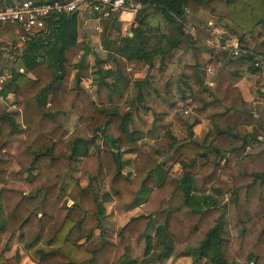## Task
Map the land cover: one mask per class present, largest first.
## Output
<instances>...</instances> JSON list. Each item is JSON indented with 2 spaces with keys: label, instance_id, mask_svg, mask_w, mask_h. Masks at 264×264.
Returning a JSON list of instances; mask_svg holds the SVG:
<instances>
[{
  "label": "trees",
  "instance_id": "obj_1",
  "mask_svg": "<svg viewBox=\"0 0 264 264\" xmlns=\"http://www.w3.org/2000/svg\"><path fill=\"white\" fill-rule=\"evenodd\" d=\"M138 1L142 8L134 14L126 35L120 33L117 15L100 20V47L107 56L95 58L96 86L117 92L118 84L124 82L119 72L113 77L105 67L109 60L117 57L151 67L159 56L162 71L165 57L183 43L193 64L182 66L177 82L188 91L195 88L190 102H204L208 97L221 106L213 111L212 120L257 125L264 135V106L244 102L234 86L240 78V65L246 64L252 72L261 70L253 62L256 55H264V46L258 52L243 45L244 53L234 58L226 57L222 48L233 35L240 34L241 39L255 29L264 30V0ZM149 11L159 13L170 30L153 28ZM198 11L214 17L218 28L225 31L196 27V34L217 48L206 49L211 55L208 59L183 29L184 15ZM14 28L10 23L1 25L0 35ZM77 38L76 12L47 17L43 30L22 47L23 70L11 73L1 91L4 96L13 95L15 108L0 104V260L16 236L25 249L44 244L37 250L35 264H163L179 254H190L192 263L264 264V146L246 151V137L226 131L202 144L177 140L166 131L168 148L177 152L175 160L181 168L178 177L169 175L168 167L156 159V151L152 154L141 148L139 132L129 127L128 107L121 112L115 106H97L80 87L78 72L73 75V85L65 89L66 52L77 45ZM6 49L1 42L0 56ZM82 50L80 61L89 52L88 45L83 43ZM206 66L214 73L211 85L204 83ZM109 76L113 83H107ZM159 79L168 93L166 76L162 73ZM145 84V79L133 81L136 104L143 102ZM175 92L180 101L186 98L178 85ZM76 102L81 104V114L67 132L58 116ZM15 115L20 116L21 127ZM96 135L101 143L94 153H88L87 144ZM207 149L215 151L213 160L208 159ZM122 152L132 155L131 171L122 169ZM78 171L86 175V184L81 186L75 179L65 191L59 185L60 176ZM106 193L114 209L139 205L142 212L129 217L113 241L102 238L96 248L86 249L83 242L70 239L71 232L83 231L85 240L96 230L101 234ZM222 194L230 197L220 205L213 195ZM74 207L80 211L76 220L70 218ZM162 212H166L164 222L156 225L153 219ZM139 240L143 251L137 259L129 250ZM151 240L158 246L155 255H147ZM13 259L17 264L18 257ZM7 261L2 259L0 264Z\"/></svg>",
  "mask_w": 264,
  "mask_h": 264
},
{
  "label": "rangeland",
  "instance_id": "obj_2",
  "mask_svg": "<svg viewBox=\"0 0 264 264\" xmlns=\"http://www.w3.org/2000/svg\"><path fill=\"white\" fill-rule=\"evenodd\" d=\"M148 21L150 25H152L153 28L155 29L159 28V30H162V31L170 30L169 24H167V22L164 21L163 17L155 11L148 12ZM101 23L102 21L99 22L97 31L101 30ZM187 24H194V21L193 20H183V29L185 31H186ZM196 25L201 26L200 24H196ZM128 27L124 31L120 30V33L122 35H126V33L129 30ZM237 37H239V35ZM194 42H195V46H200L203 49H205L204 47L206 46H203L204 42H198V40ZM239 42L241 46L246 44L249 48L254 49V51L260 52L264 46V30H262L261 28L255 29L254 31L250 33V35L247 36V38L245 39L243 43L241 41ZM13 44L14 42L9 41L8 45L10 46V48L7 47L9 52L5 50L4 53H2V55L0 56V73H3L4 71L13 73L14 71L18 69V67H21V62L19 59V55H17L16 49L13 51V48H14L12 47ZM81 44L82 43L77 44L75 47L71 48L70 50L66 52L67 63L65 66V76H64L65 89H68L73 85V75L75 71H77L79 74L82 75L83 78L90 79V81H86V84H89V83L94 84L93 85L94 88L90 92L87 91V93H89V96L91 97V99L94 101V103L97 106H103V107L115 106L121 112L126 110L128 107V110L130 111V116H131L129 127L131 130H136L139 132L138 136L140 139L142 138L139 141L141 148L144 151H147L152 154L153 152L156 151L157 154H154V155H157L156 159L159 161H162L164 168L168 167L169 175L173 177H177L179 175V168L177 165L176 166L173 165V163L175 162L176 155L174 154V152H170V149L168 148L169 140H168L166 131H168L170 134L172 133L178 139H181L184 136L190 138V133H191L190 128H191V125H193V123L197 120L195 115L196 113H198V111L196 112V109H197L196 107H198L197 104H196V107L186 108V106H182L183 104L176 105V102H173V98H169V97H172L176 93L174 91L177 85L180 87V82H177L180 71L178 72L177 68L174 67V65L179 64L181 66L183 64L182 61L186 62L185 58H183L184 55H182V58H179V60L175 56H172V54H170V56L168 55L164 59L165 61L163 62V68L161 72H163L164 70L165 72L163 74L166 77L168 76L165 86L169 93H165L162 90L163 88L162 81L160 82V79L158 78V76H160L159 75L160 69L158 66H155V64L157 63L158 65L159 56H156L153 59V62H152L153 65L148 70V74H146L144 70H142L145 67L141 65L140 63H126V62L123 63V61L118 60L117 65L124 72L123 73L124 82H121L118 84L117 87L119 91L112 92L110 89H108V87L104 85H99L98 88H96L95 80L97 79L98 75L95 73V69H96V67L94 66L95 59L92 62L93 64L92 75L94 76H92L91 78V75H90V78H89L88 70L86 68L89 66V64H87L86 59L84 57L81 61H80V58H77V55L79 54L78 49L81 48ZM183 45L184 44L182 43L181 47H183ZM6 54H8V56L4 57L3 55H6ZM188 55L190 56L189 51H188ZM168 58H171V59L168 60ZM78 62L80 64H77ZM169 64L170 65L172 64L173 66H170ZM135 72H139L140 77H143V75H146L145 79L149 85V86L144 85L141 90L143 100H144L143 106L145 108L143 107V109L141 108L138 109V112L136 113V115H138L136 118L138 121H136L133 118L134 107H136L137 105L135 102L137 90L133 86V81H137L138 79H134L133 78L134 76L132 74ZM106 81L108 83V78L106 79ZM194 92H195V89L192 88L189 96L192 97ZM161 98H163L164 100L166 99L165 101H168V102L170 101L172 105L175 104L172 107L174 108V110L171 112H168V110L162 108L159 105V102H161L160 101ZM138 105H141V104L139 103ZM184 110H186V112H184ZM80 114H81V104L76 102L73 104L72 109L70 111L66 112L65 114L61 116H58V120L63 125V128L70 131L77 124V117ZM150 115L154 116L151 121H150ZM94 137L99 138V140L101 139L100 136L98 135ZM99 143L100 142L98 141L97 144ZM122 157L124 160L126 158L128 159L126 160V162L130 161L128 155L127 156L124 155ZM129 167H130L129 165H125L123 167V171L124 172L129 171ZM80 173L81 174H72L73 177L71 176V178L69 177L70 175L68 176V174L60 176L59 183L64 188L65 191H68L70 189L75 179L78 180L81 186L85 185L86 175L81 171ZM26 191L29 192L31 190L27 189ZM227 201H224L223 203L222 202L221 203L226 204ZM221 203L219 202L220 205H222ZM103 206H105L104 208L105 216L102 218V221H101V228H100L101 234L99 232L94 237H92L93 239L91 238L90 240L91 242L89 244L87 245L83 244L86 249H94V247L96 248L102 238L113 241L118 229L129 219V217L135 216L142 212L141 208H132V209L130 208L131 210L130 214L122 215L123 214L122 212L124 210L126 211L127 209H124V210L122 209L123 211L117 213V210L113 208V205H111V208H108L110 206V201L104 202ZM113 210L116 211V213L115 212L113 213L112 212ZM108 211H111L109 215H108ZM79 215H80V212H78V210H73L70 213V218L72 220H76L79 217ZM224 217L226 219V215H224ZM70 239L74 242H78L81 239V236L74 230L71 232ZM36 247L40 249L44 247V244L42 242H39L35 246H33V248H30V250H28V249H25L22 243L17 241L16 236H14L10 240L9 244H7V249L5 250V252H3L0 263L2 259H7L8 261L5 262V264H15V260L13 259L15 258V256L18 257L17 264H19L21 260H24V263H36V260L38 259V255H37V251L33 250ZM142 248H143L142 240L133 241L130 247V250H129L130 256L133 258L140 259L142 257V251H143ZM157 250H158V246L155 240H151V249L147 251V255L152 254V252H153V255H155ZM164 262L165 260L163 261V264Z\"/></svg>",
  "mask_w": 264,
  "mask_h": 264
},
{
  "label": "crops",
  "instance_id": "obj_3",
  "mask_svg": "<svg viewBox=\"0 0 264 264\" xmlns=\"http://www.w3.org/2000/svg\"><path fill=\"white\" fill-rule=\"evenodd\" d=\"M3 1H9V0H3ZM116 17H117V20L121 23V31H124L130 25V23L132 22V19H133V15L128 14V13H121V14L117 15ZM208 19H215V18L209 16L208 14H206V13H204L202 11H198L194 15H191V14H185L184 15V20H193L194 21V24H191V25L200 24L202 26L203 23L206 20H208ZM99 22L100 21H97L93 17V15L89 13V11L87 9L80 10L77 13V31H78V38H77L78 43L77 44L82 43L81 44V48L78 49V53L79 54L77 55V58H80L81 59L82 51H83L82 50L83 43H85L86 45H88L89 52L87 54H85V56H83V57L86 59L87 64H89V66L86 67L87 70H88L89 78H90V75H91V78H92V76H94V75H92V73H93V69H92V66H93L92 62H93V60L95 58H98V59H101L102 60V59H105L106 56H107L106 52L104 50H102L101 47H100V30L97 31L95 29V26L97 24H99ZM196 27H197V25H196ZM196 27H195V33L193 35L190 34V36H191L192 40H194V41L198 40V42H204L203 43V46H206V47H204L205 49H203L200 46H198V47H199V50H200V53H201L202 57L205 58V59H208L211 55H210L209 51L206 50V49H209L210 46L212 47L211 44H213V43H211V42H209V40H205L204 38H202L199 35H197L196 34ZM213 31L215 33L225 32V31L220 30V28H218V26H217V28L213 29ZM16 33H17V31L14 28V30H10V31H8V32H6L4 34H1L0 35V43L1 42H4L5 45H6V47H9L10 48V46L8 45L9 41L14 42V44L12 46V47H14L13 48V51L16 49L17 55L20 56L21 51H22L23 48L20 47L19 45H17ZM238 35H240V34L233 35L230 38L237 37ZM247 36L248 35L242 37V39H239V41H241L243 43L245 41V39L247 38ZM229 41H230V39H229ZM229 41L226 43V45L229 43ZM181 45H180V47L178 49H176L175 51H173L172 53H170V54H172V56H175L178 60H179V58H182V55H184L183 58H185L186 62L185 61H182L183 64L181 66L179 64H175L174 65V67L177 68L178 72L179 71L181 72L183 65H192L193 64V59H192V55H191L190 50L187 49L184 45H183V47H181ZM215 46H217V44ZM212 48H215V47H212ZM222 48H220V49H222ZM215 49H217V48H215ZM249 49H252V48H249ZM188 51L190 52V56L188 55ZM218 51H221V50H218ZM7 52H8V50H7ZM170 54H169V56H170ZM3 56H6L7 57L8 54L3 55ZM225 56L228 57L226 55V53H225ZM217 58H218L219 61H222V59H223L222 56H220V54L218 55ZM170 59L171 58H168V60H170ZM118 60L123 61V63L126 62L123 59L116 57L114 61L109 60L107 66H105V67H108V68L111 69V71L113 72V77H115L117 75V72H119L122 75V78H123L124 77V74H123L124 72L117 65V61ZM126 63H128V62H126ZM158 64H159V57H158ZM18 66H20V65H18ZM143 66L145 68L142 69V70H144V72L146 74H148V70L152 66L151 67H148L146 65H143ZM155 66H158L157 63L155 64ZM170 66H173V65L171 64ZM20 68L21 67H18V69H20ZM162 68H163V66H162ZM205 68H204V83L206 84V82L208 80L213 81V79H214V73L210 69V71H211L210 74H207L205 72ZM76 72L77 71H75V73ZM164 72H165L164 70H163V72L160 71L159 75H161ZM95 73H96V69H95ZM238 73L240 75V78L237 80V82L234 84V86L238 89V91H239V93H240L243 101L246 102V103L258 104L260 106H263L260 103V96L262 95V93H264V69H262V70H260L258 72H252V71H250V70L247 69V65L246 64H242V65H240L238 67ZM0 74H7L9 76L11 75V73H9L8 71H4L3 73H0ZM132 74L134 76L133 78L134 79H138V80H140V79L143 80L146 77V75H143V77H140V73L139 72H135V73H132ZM80 76H81V78H80V84H79L80 87L85 92H87V91L90 92L94 88V86H93L94 84H92V83L86 84V81H90V79L83 78L81 74H80ZM159 77L160 76H158V78ZM166 78L168 79V76ZM108 83L109 84L110 83H113V78L111 76L108 77ZM145 85L146 86H149L148 85V82ZM180 87H181V90L184 91V95L186 96V98L184 100L180 101L178 99V97L176 96V94H174L172 97H169V98H173V102H176V105H182L183 104L182 106H186V108L187 107H190V108L191 107H196V104L198 105V107H196L197 108L196 109V112L198 111V113H196V115H195L196 118H197V120L193 123V125H191V128H190V132H191L190 133V138L184 136L181 139H189V140H192V141L197 142L199 144H202V143L208 142L210 139H212L219 131H226V132H228V133H230L232 135L238 136V137H244L245 136L246 137V140L248 141V145L246 147V151L249 150V149H255L257 147L264 146L262 144V137L264 135L259 130V128L257 127V125H241L240 126V125H230V124H225V123H222V122H219V121H214L211 118V116L213 114V111L214 110H220L221 106L217 102L216 103L212 102V100L210 98H208V97L206 98V100L204 102L203 101H197V100H195L193 102H190V96H189V94H190L189 92L190 91H188L187 89H184L183 86H180ZM96 88H98V87L96 86ZM192 88H194V87L191 86V90H192ZM175 90H176V88H175ZM6 100L9 101V102H13L14 103V97H13V95L9 93L7 95ZM165 100L163 98H161L160 99L161 102H159V105L162 108L168 110V112L173 111L174 108H172V107L175 104L172 105V103L170 101L168 102V101H165ZM167 100H168V98H167ZM143 104H144V100L141 103V105H138L137 104L136 105V110L133 111V114H134L133 115V118L136 121H138L136 119L137 116H138V115H136V113L138 112V109H140V108L143 109V107H144ZM184 112H186V110H184ZM153 117L154 116H151L150 115V121L153 119ZM14 120H15V122L18 123L19 127H21V124H20V122H21L20 121V116L19 115H15L14 116ZM130 120H131V118H130ZM139 124H140V122H139ZM66 131L67 132H70L68 130H66ZM172 136H174V135L172 134ZM141 137H143V136H141ZM176 139L177 140H181V139H178V138H176ZM98 141L101 143V139L99 140V138L93 137V139L87 144L88 153H94L95 152L96 145H99L100 144V143L97 144ZM172 152H174V154L177 157V152L176 151H172ZM124 155H126V156L128 155L129 156V160H130L129 162L128 161L126 162V160H128L127 158L125 160L123 159L122 156H124ZM206 155H207L208 159H210V160H213L216 157L215 151L212 150V149H207L206 150ZM121 157H122V159L124 161L123 162L122 169H123V167L125 165H129L130 166L129 167V171H131V169H132V167H131V158H132V155L129 154V153H126V152H122ZM200 161L198 160V162H200ZM221 164H222V161H220V165ZM173 165H175V166L177 165L178 166V168H179V175H180L181 168H180V166H179V164H178V162L176 160L173 163ZM169 171H170V169H169ZM195 171H196V166H194L191 169V172L192 173H194ZM72 174H81V173L80 172H75V173H72ZM72 174H70V176L69 175L68 176L71 178ZM59 185H60V183H59ZM104 197H106V200L104 202H109L110 201V206L108 208H111V205H112V199H111V197L107 193L104 195ZM229 197L230 196L228 194L213 195V198H215L218 203L219 202L220 203L221 202L223 203L224 201H227V199H229ZM104 208H105V206H104ZM128 208H124V209H127L126 211L124 209H123L124 211L122 209L117 210V213L123 211L122 212L123 213L122 215L130 214V211H131L130 208L132 209V208H141V207L139 205H137V206H132V207H128ZM73 210H78V208L74 207L71 210V212ZM78 212H80V211L78 210ZM110 212L111 211H108V215L110 214ZM112 212L113 213L114 212L116 213V211H114V210ZM165 214H166V212H162V213L156 215L154 217V219H153L154 223L156 225L163 224L164 218H165ZM159 218H161V219H159ZM75 231L81 236V239L78 242H83L84 245L89 244L91 242L90 241L91 238L94 237L97 233H99V231L96 230V231H94L92 233V235L89 238H87L85 240L84 239V236H83L84 235V232L83 231L78 230V229H75ZM37 248L38 247L34 248L33 250L37 251L39 249V248L38 249ZM28 250H30V249H28ZM203 263H205L204 260H200L197 263H192V256L190 254H179L178 256H171L168 259H166L165 262H164V264H203ZM19 264H35V263H24V260H21ZM150 264H158V263L156 261H153Z\"/></svg>",
  "mask_w": 264,
  "mask_h": 264
},
{
  "label": "built area",
  "instance_id": "obj_4",
  "mask_svg": "<svg viewBox=\"0 0 264 264\" xmlns=\"http://www.w3.org/2000/svg\"><path fill=\"white\" fill-rule=\"evenodd\" d=\"M141 8L142 4L138 0H0V26L8 23L13 24L17 31V45L23 47L29 37L43 30L44 21L47 17L78 13L80 10L87 9L97 21H100L121 13L134 16ZM202 26L213 30L217 28V21L208 19ZM195 27L196 25L187 24L186 32L193 35ZM95 29L98 30V24ZM223 50L231 58L236 57L239 53H244L238 37L230 38ZM253 67L264 69V55L254 57ZM17 70L21 72L23 69ZM205 72L210 74L209 67L205 68ZM8 78L9 75L0 74V104L15 108L13 102L6 100L7 95L1 94ZM211 82L208 80L206 84L211 85ZM260 103L264 106V93L260 96ZM262 144L264 145V136L262 137ZM247 264H252V261L247 262Z\"/></svg>",
  "mask_w": 264,
  "mask_h": 264
},
{
  "label": "water",
  "instance_id": "obj_5",
  "mask_svg": "<svg viewBox=\"0 0 264 264\" xmlns=\"http://www.w3.org/2000/svg\"><path fill=\"white\" fill-rule=\"evenodd\" d=\"M129 35H131V33H129Z\"/></svg>",
  "mask_w": 264,
  "mask_h": 264
}]
</instances>
